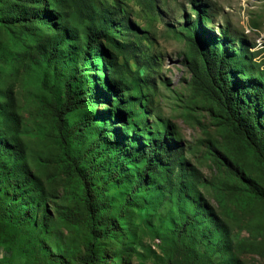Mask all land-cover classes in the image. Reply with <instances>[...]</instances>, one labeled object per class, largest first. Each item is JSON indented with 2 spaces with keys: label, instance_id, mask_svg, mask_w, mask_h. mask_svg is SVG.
<instances>
[{
  "label": "trees",
  "instance_id": "trees-1",
  "mask_svg": "<svg viewBox=\"0 0 264 264\" xmlns=\"http://www.w3.org/2000/svg\"><path fill=\"white\" fill-rule=\"evenodd\" d=\"M192 10L194 19L187 16L183 35L192 88L229 138L223 150L210 141L207 154L223 167L229 194L242 203H264V60L254 61L259 51L247 48L232 53L224 30L222 40L206 37L203 6L193 1ZM0 31L6 36L0 41V74L18 62L24 74L37 75L38 104L54 125L59 168L69 194L85 205L84 215L76 207L56 211L61 220L73 227L83 223L88 231L79 264L99 260V235L128 229L126 216L137 210L145 214L141 229L155 232L163 244L160 255L147 253L164 264H240L237 254L252 251L244 241L231 244L225 222L200 192L201 173L174 141L171 124L153 129L144 119L138 77L131 74L124 82L117 71L107 73V58L113 62L131 50L118 37L136 34L119 0H0ZM15 106L10 85L0 102V197L6 208L0 216L19 225L32 219L29 209L41 202V186L26 171ZM94 180L107 187L99 210L90 207L98 193ZM114 190L122 195L114 196ZM164 200L169 209L153 226L151 218ZM43 208L44 219L50 214ZM109 208L107 227L96 231ZM204 240L207 248L219 250L221 262L198 249Z\"/></svg>",
  "mask_w": 264,
  "mask_h": 264
},
{
  "label": "rangeland",
  "instance_id": "rangeland-1",
  "mask_svg": "<svg viewBox=\"0 0 264 264\" xmlns=\"http://www.w3.org/2000/svg\"><path fill=\"white\" fill-rule=\"evenodd\" d=\"M119 1L136 34L129 31L118 37L117 42L127 43L131 50L113 62L107 58V73L117 71V80L124 82L131 80V74L138 77L147 112L144 119L153 129L162 122L171 124L173 139L183 148L189 163L200 171V192L215 216L225 222L231 244L244 241L252 249L237 254L239 263L264 264V203H242L229 194L222 184L223 167L215 165L207 154L210 141L223 150L229 138L206 101L192 88L188 46L183 38L187 16L194 19V1L204 8L206 23L201 28L206 37L222 40L224 30L232 53L241 48L259 51L254 61L260 62L264 60V0ZM5 39L0 31V41ZM36 76L24 74L18 62H12V66L0 74V102L4 90L12 85L19 133L26 146V171L41 186V202L29 209L30 221L13 225L0 216V264H79L88 231L83 223L73 227L61 220L56 211L76 207L84 215L85 205L69 194L59 168L54 125L38 104L40 92ZM97 109L101 110L102 105ZM74 120L72 117L70 124ZM120 122L118 120L114 127L118 128ZM248 170L252 176H260L257 169L248 167ZM94 177L101 179L98 174ZM93 184L98 193L90 207L99 210L105 198L102 192L107 195V187L103 181L94 180ZM219 186L223 188L220 192L217 191ZM113 192L114 196L122 195L118 190ZM43 203L50 214L44 219ZM169 206L168 201H162L151 218V225L158 224L159 216L164 215ZM5 209L4 198L0 197V213ZM110 213V208L104 210L96 231L105 230ZM144 218V210L129 212L125 220L128 229H120L113 237L100 234L97 250L100 259L94 264H164V260L156 261L147 253L150 249L160 255L159 247L163 244L155 232L141 229ZM198 249L221 262L219 250L207 248L206 240L198 242Z\"/></svg>",
  "mask_w": 264,
  "mask_h": 264
}]
</instances>
